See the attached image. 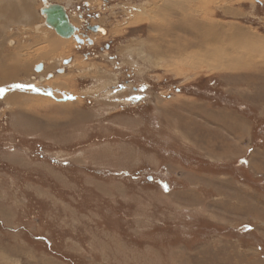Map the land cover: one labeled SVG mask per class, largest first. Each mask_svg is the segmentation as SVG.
<instances>
[{
	"label": "rangeland",
	"instance_id": "rangeland-1",
	"mask_svg": "<svg viewBox=\"0 0 264 264\" xmlns=\"http://www.w3.org/2000/svg\"><path fill=\"white\" fill-rule=\"evenodd\" d=\"M28 4L0 17V264H264V0Z\"/></svg>",
	"mask_w": 264,
	"mask_h": 264
},
{
	"label": "bare ground",
	"instance_id": "bare-ground-1",
	"mask_svg": "<svg viewBox=\"0 0 264 264\" xmlns=\"http://www.w3.org/2000/svg\"><path fill=\"white\" fill-rule=\"evenodd\" d=\"M20 1H24V0H3V2L1 1V3L2 4H0V17L1 18H5V17H8V18H13V19H15L16 18V16H17V12H19L20 11V9H22V12L23 13H25V15H27V13H29L30 12V14H31V11H30V4H28V0L23 4V5H21V2ZM46 1V0H45ZM208 3V2H207ZM210 3V2H209ZM51 4H55L54 2H48V5H46L45 7H47V6H50ZM65 7V6H64ZM190 7V6H189ZM44 8V7H43ZM66 8V7H65ZM191 9H192V6H191ZM200 9H198L197 11H199ZM184 11V10H183ZM200 11H202V10H200ZM200 11H199V13H200ZM66 12H67V9H66ZM185 14H184V17L186 18V19H189L190 17V19H189V21L190 20H192V16L193 15H195V13L193 14L192 12H191V10H188V12H187V10H186V12H184ZM202 13H204V12H202ZM42 14H44V18H45V22H46V15H45V13H42ZM67 14H68V17L70 18V14H69V12H67ZM183 13H181V15H182ZM18 16H20V14H18ZM171 16V15H170ZM198 16V15H197ZM172 17V16H171ZM71 19V18H70ZM174 19V18H173ZM185 20V19H184ZM4 21H6L5 19L4 20H2L1 22H0V26H1V24H3L4 23ZM70 22H71V20H70ZM181 22V21H180ZM72 23V22H71ZM5 24V23H4ZM46 24L48 25V23L46 22ZM194 30L193 29H190L187 25H183V24H181V25H177L176 27L177 28H179V29H182V30H185V31H187V33L188 34H190V32H193V34L192 35H197V38L196 39H198V34H195L196 32H198V31H195L196 29L197 30H204V31H206L207 30V28L204 26V25H201L198 21L196 22H194ZM172 25V24H171ZM170 25V26H171ZM49 26V25H48ZM172 26H174V25H172ZM50 27H52V26H50ZM217 27H219V26H217ZM1 28V27H0ZM220 28V27H219ZM229 28L232 30V29H234V30H232L233 32L234 31H236L235 33L237 34L238 33V36H249V37H251V38H253V39H255L254 38V35L253 34H251V32L250 31H247V30H245L244 28H242V27H238V26H236V25H230L229 26ZM167 29V28H166ZM178 29V30H179ZM55 30V29H54ZM159 31V30H158ZM219 31V30H218ZM207 33H209L208 31H207ZM159 35V34H158ZM192 35H190L191 37H192ZM62 36V35H61ZM220 36V35H219ZM54 37L56 38V40H57V42H55V41H50L49 39V41H47V39L46 40H44L47 44H48V48L49 49H59V50H64V48H65V43H64V41L63 40H59L60 38H57L55 35H54ZM54 38V39H55ZM200 38H201V41H204L203 40V37H200L199 36V39L198 40H200ZM218 36H215L214 37V41H217L218 42ZM235 38H236V36H235ZM92 39V38H91ZM90 39V40H91ZM156 39V38H155ZM158 39V38H157ZM189 40V39H188ZM232 40V39H231ZM206 41V40H205ZM209 41V40H208ZM233 41V40H232ZM167 42V41H166ZM178 42V41H177ZM58 43V44H57ZM167 43H169V42H167ZM214 43V42H213ZM233 43V42H232ZM163 44V43H162ZM171 44V43H170ZM190 44V45H189ZM198 44L200 45L199 47V50L201 51L200 52V56L199 55H197V57L200 59V60H202L204 57H206L207 56V53H208V51L210 52V51H213V50H215V49H212V48H210V44L208 43L207 45H209L208 47H207V45H205L206 44V42H204V45H203V47H202V42L200 43V42H193L192 41V43H188L187 45V47H185L186 48V50L187 49H189V50H191L194 54L196 53L195 51L197 50V47H198ZM218 44V43H217ZM160 47H163L162 45H160V44H158ZM173 45L174 44H172L171 46H170V49H169V51H173V52H177V50H175L174 51V47H173ZM165 46V45H164ZM168 46V45H167ZM183 46V45H182ZM156 48H157V46H155ZM184 47V46H183ZM193 47H195V48H193ZM177 48V47H176ZM222 48V47H221ZM220 48V49H221ZM158 49V48H157ZM167 49V48H166ZM168 50V49H167ZM185 50V51H186ZM188 50V51H189ZM53 51V50H52ZM222 51V50H221ZM192 52H190L191 53V55L192 56H194L193 55V53ZM234 52V51H233ZM237 52V51H236ZM152 53V52H151ZM187 53H189V52H187ZM198 53V52H197ZM218 53L220 54L221 52H220V50L218 49ZM235 53V52H234ZM149 55V54H148ZM8 60H10V59H8ZM203 60H205V59H203ZM6 62V61H5ZM9 64L11 65V62H9ZM40 64V63H39ZM5 67L8 69L7 71H5L6 72V76H3V77H5V79H8V77H11V73H9V69L11 70V72H12V68H9V66H8V64L7 65H5ZM38 67H41V65H39ZM36 68V67H35ZM214 68H219L218 66L217 67H214ZM1 73V72H0ZM4 79V80H5ZM7 81V80H6ZM108 81V80H107ZM11 96H13V94H10ZM9 94L7 95V97L9 96V97H11ZM57 96H59V94H56ZM8 97V98H9ZM20 98L19 97H17V96H14V102L16 103V101H18ZM22 102V101H21ZM70 104V103H69Z\"/></svg>",
	"mask_w": 264,
	"mask_h": 264
},
{
	"label": "water",
	"instance_id": "water-1",
	"mask_svg": "<svg viewBox=\"0 0 264 264\" xmlns=\"http://www.w3.org/2000/svg\"><path fill=\"white\" fill-rule=\"evenodd\" d=\"M42 12L46 15V22L48 25L52 26L58 34L64 37H70L74 35V32L77 28L73 23L70 22V18L68 17L64 5L60 3L51 4L50 6L42 8ZM75 37L78 41L81 40L78 36L75 35ZM63 62L65 64L69 63L68 59H64ZM37 68L40 69L41 67L37 66ZM62 70L63 69H59L58 71ZM49 76L51 77L53 74L50 73Z\"/></svg>",
	"mask_w": 264,
	"mask_h": 264
},
{
	"label": "flooded vegetation",
	"instance_id": "flooded-vegetation-1",
	"mask_svg": "<svg viewBox=\"0 0 264 264\" xmlns=\"http://www.w3.org/2000/svg\"><path fill=\"white\" fill-rule=\"evenodd\" d=\"M86 27H87V29H93L94 31H97L99 29V26L98 25H89V24H87ZM80 45L83 46V43H80ZM69 61H71V59ZM66 65H68V64H65V66ZM62 68L65 69L64 67H62ZM129 78H131V77H128L127 79H129ZM135 88H137V87H135Z\"/></svg>",
	"mask_w": 264,
	"mask_h": 264
}]
</instances>
